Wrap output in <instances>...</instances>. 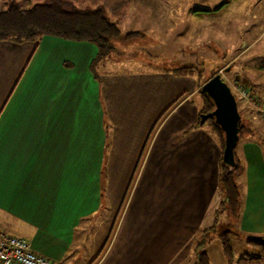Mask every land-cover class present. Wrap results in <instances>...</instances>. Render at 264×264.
Masks as SVG:
<instances>
[{"label": "crops", "instance_id": "0c3cea01", "mask_svg": "<svg viewBox=\"0 0 264 264\" xmlns=\"http://www.w3.org/2000/svg\"><path fill=\"white\" fill-rule=\"evenodd\" d=\"M130 2L137 22L124 35H156L162 52L183 51V37L204 33L214 52L217 36L230 43L234 23L254 33L249 12L264 19V0ZM122 38L98 61L91 43L0 41V231L56 264L79 252L88 264L103 249L94 264H196L195 243L223 200L221 143L199 123L198 77L174 73L188 64L122 65L119 45L138 40ZM256 130L240 140L241 209L236 221L228 215L244 244L264 240V137ZM216 250L217 264H229Z\"/></svg>", "mask_w": 264, "mask_h": 264}, {"label": "trees", "instance_id": "16d2710c", "mask_svg": "<svg viewBox=\"0 0 264 264\" xmlns=\"http://www.w3.org/2000/svg\"><path fill=\"white\" fill-rule=\"evenodd\" d=\"M4 3L5 8L0 10V41L24 43L48 35L71 42L91 43L98 49L97 61L111 51L112 40L122 37L120 24L127 16L131 5L130 0H5ZM137 36L143 35L131 32L123 38L129 40ZM174 73L180 76H195V69L184 66L174 70ZM199 92L204 101V107L200 112L201 120L202 115L214 109V103L202 92V87ZM256 101L264 103L262 98H257ZM255 109L257 110L256 106ZM207 122L217 134L222 147L219 187L223 200L215 213L214 224L202 230L195 243L196 264H211L207 245L218 233L220 215L227 213L233 221H236L241 209V192L236 181L241 164L236 150L233 163L224 162L223 133L214 118L208 119L204 124ZM244 131L245 126L241 123L240 140ZM234 235L231 230L218 234L229 264H264V240L261 238L248 239L246 243L250 247V252H245L235 261L232 243ZM102 251L91 264L98 260Z\"/></svg>", "mask_w": 264, "mask_h": 264}, {"label": "rangeland", "instance_id": "374dc122", "mask_svg": "<svg viewBox=\"0 0 264 264\" xmlns=\"http://www.w3.org/2000/svg\"><path fill=\"white\" fill-rule=\"evenodd\" d=\"M4 1L5 0H0V10L5 8ZM130 9L131 8H129L127 16L122 20L120 24L122 37L126 35H124L126 30H128L129 28H133V23L137 22L134 16H129ZM247 22L249 27L248 31H250L253 23L254 27H257L254 28V33L250 32L248 33V35H242L241 33H243V30H241V27L238 28L237 23H234V30L232 32V35L230 36V43H228L227 45L223 44V39H218L219 36H217V50L215 49L214 52L207 51L205 49L206 46L202 44L211 41V38L205 33L200 36H194L195 38H191L190 36L183 37L185 40L184 50L175 51L174 53L169 51L162 52L160 50V46H157L156 44L158 43V41L155 40H158V36L155 35L154 41L151 42V38H149L148 41L147 35L146 39H143L144 41L140 40L141 37H144V35L142 34L143 36H137L129 39L132 40L137 38V42H133L128 46L127 44L119 45L120 49L124 51V53L122 55H119L118 57L115 56L114 60L119 61L120 59L122 65H128L130 67L134 66L133 68L152 67L153 69H161L163 68L162 66H170L171 64L175 63L173 61L171 62L170 59H166L167 57H171L172 59L177 58L179 60V63L183 62L184 64H188L187 66L193 67L195 69V76L198 77L201 87L206 81L213 77V75L220 74L222 76V79L230 86L238 102V110L241 116V123L245 126V131L243 132L241 139H243L246 134H251L252 129L256 130L255 125L257 124H259L257 126L258 129L261 130L258 131V134L264 137V118L260 117L257 110L255 109L254 104L241 94L240 88L238 87L241 86L242 88H244L247 85L246 82H248L252 84L253 87L259 88L264 91V29H258L261 25L264 26V19L259 17H256V19H254L252 18V13L249 12ZM159 23L162 24L163 22L159 21ZM188 23H190V21H188ZM140 24L144 27H147V25L150 26L149 24H144V22H140ZM194 27H196V29L204 28L199 24L195 25ZM122 39L126 40L124 38ZM195 40H197L198 42H196ZM111 43L116 44V39L112 40ZM245 44L249 45L248 51H245ZM179 45L181 46V44ZM212 45L215 46L213 42ZM170 48H174V46H171ZM193 49H195V51ZM110 55L113 54L110 53ZM130 62H132V64ZM167 69L171 70L172 68ZM206 125L211 127L208 122L206 123ZM240 145L241 142L237 146L236 155L240 150ZM217 230L218 233L215 234L214 238L211 241L212 243L210 242L212 245L210 246V252L213 255L214 264H217L216 249L217 247L219 248L220 245L222 246V242L218 237V234H223L227 230H231L235 234L232 238L234 260L243 256L245 252H250V247L237 239L238 236L240 237V233L236 232V229L234 227H231L227 213L220 215ZM208 247L209 246H207V251ZM95 255L88 264H91V262L95 258ZM85 259L86 253H73L58 264H85Z\"/></svg>", "mask_w": 264, "mask_h": 264}, {"label": "water", "instance_id": "95a60500", "mask_svg": "<svg viewBox=\"0 0 264 264\" xmlns=\"http://www.w3.org/2000/svg\"><path fill=\"white\" fill-rule=\"evenodd\" d=\"M202 92L213 101L214 109L202 115L201 123L204 124L208 119L214 118L224 136L223 161L232 164L240 140L241 116L237 99L220 74L206 81L202 86Z\"/></svg>", "mask_w": 264, "mask_h": 264}, {"label": "built area", "instance_id": "2783aa9c", "mask_svg": "<svg viewBox=\"0 0 264 264\" xmlns=\"http://www.w3.org/2000/svg\"><path fill=\"white\" fill-rule=\"evenodd\" d=\"M238 86V85H237ZM240 88L241 94L257 108L264 118V103H259L252 88L246 85ZM0 264H56L54 261L35 253L29 242L21 237L0 231Z\"/></svg>", "mask_w": 264, "mask_h": 264}]
</instances>
